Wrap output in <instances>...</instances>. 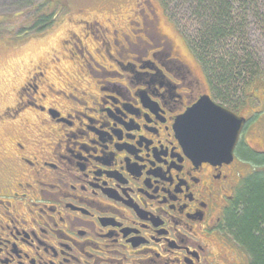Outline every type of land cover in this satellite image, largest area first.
Listing matches in <instances>:
<instances>
[{"label":"flooded vegetation","instance_id":"obj_1","mask_svg":"<svg viewBox=\"0 0 264 264\" xmlns=\"http://www.w3.org/2000/svg\"><path fill=\"white\" fill-rule=\"evenodd\" d=\"M132 15L153 39L114 30L101 71L65 50L72 78L37 66L0 106V264H256L231 218L243 182L264 177V83L248 89L256 106L215 97L170 21ZM205 96L245 121L206 161L179 124Z\"/></svg>","mask_w":264,"mask_h":264},{"label":"rangeland","instance_id":"obj_2","mask_svg":"<svg viewBox=\"0 0 264 264\" xmlns=\"http://www.w3.org/2000/svg\"><path fill=\"white\" fill-rule=\"evenodd\" d=\"M40 5L44 7L39 9ZM134 9L144 17L153 18L157 15L162 25H167L170 21L169 35L180 45V51L188 61L197 66V75L203 76L202 80L206 81L185 39L173 20L169 19V17L172 19L171 13L167 8L165 11L157 0H0V32H6L0 34V106L12 103L16 89L28 76V72L37 66L46 68L47 77L58 84H61L63 79L72 78L76 72L77 61L69 57L76 56L80 61L101 71L97 61L108 66L110 61L107 60L111 58L105 51L106 48L99 46L98 43L100 39L109 42L115 39L111 34L114 30L117 40L122 45L125 40L134 42L137 36L146 41L149 38L153 39L149 33L138 31L141 27L136 24L138 21L133 22ZM52 13L55 17L51 25L42 29V32L38 31L37 29L47 23V20L39 19ZM150 18L147 19L151 20ZM143 22L144 26L148 27L147 20ZM32 26L36 27L31 33L16 35L21 29ZM250 33L256 37L258 30L251 26ZM79 40L89 51L84 53V57L78 54ZM124 45L126 47V44ZM141 45L142 43L139 47ZM120 47L112 46L111 49L117 50ZM259 48L262 49L260 55L264 59V47ZM65 50L69 57L65 55ZM99 56H104L107 60H100ZM56 68L62 72L61 77L56 76ZM248 89L236 91L240 102L242 104L245 95L244 100H247V104L256 106L254 100L248 99Z\"/></svg>","mask_w":264,"mask_h":264},{"label":"trees","instance_id":"obj_3","mask_svg":"<svg viewBox=\"0 0 264 264\" xmlns=\"http://www.w3.org/2000/svg\"><path fill=\"white\" fill-rule=\"evenodd\" d=\"M157 1L171 13L169 19L185 39L215 97L232 98L238 89L264 83V59L259 48L264 47V0ZM54 17L53 13L42 16L39 20L47 23L37 30L42 32L50 26ZM251 26L258 30L256 37L250 33ZM35 27L21 29L16 35L29 34ZM238 210L240 214L231 218L232 227L252 246L256 264H264V177L243 182ZM252 229L256 237L250 235Z\"/></svg>","mask_w":264,"mask_h":264},{"label":"water","instance_id":"obj_4","mask_svg":"<svg viewBox=\"0 0 264 264\" xmlns=\"http://www.w3.org/2000/svg\"><path fill=\"white\" fill-rule=\"evenodd\" d=\"M244 122L205 96L182 117L179 124L183 128V140L192 145L196 157L206 161L223 155L220 150L222 143L229 138L236 140ZM225 155H230V150Z\"/></svg>","mask_w":264,"mask_h":264}]
</instances>
